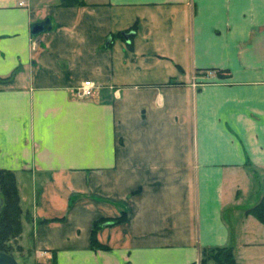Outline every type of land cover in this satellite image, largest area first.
Instances as JSON below:
<instances>
[{
    "label": "crops",
    "instance_id": "crops-1",
    "mask_svg": "<svg viewBox=\"0 0 264 264\" xmlns=\"http://www.w3.org/2000/svg\"><path fill=\"white\" fill-rule=\"evenodd\" d=\"M10 77L0 168L38 264H264V0H0Z\"/></svg>",
    "mask_w": 264,
    "mask_h": 264
},
{
    "label": "trees",
    "instance_id": "trees-1",
    "mask_svg": "<svg viewBox=\"0 0 264 264\" xmlns=\"http://www.w3.org/2000/svg\"><path fill=\"white\" fill-rule=\"evenodd\" d=\"M67 3H77L80 0H63ZM12 78H0V89L10 85ZM0 194L3 200L2 211L0 215V251L13 255V246L10 241L21 236L22 209L20 205V196L17 187L16 176L12 171L0 168ZM248 214L255 216L264 225V183L263 195L260 202ZM126 221V213L123 212L116 219H99L93 223L91 231V248L94 250H106L97 240V233L104 225H116ZM55 256V252H53ZM237 264L232 248H212L203 252L201 264ZM54 264V261L51 263Z\"/></svg>",
    "mask_w": 264,
    "mask_h": 264
},
{
    "label": "rangeland",
    "instance_id": "rangeland-1",
    "mask_svg": "<svg viewBox=\"0 0 264 264\" xmlns=\"http://www.w3.org/2000/svg\"><path fill=\"white\" fill-rule=\"evenodd\" d=\"M95 91V89H94ZM94 95V92H93ZM93 95L91 97H93ZM7 170V169H4ZM10 171V170H9ZM21 237V236H20ZM12 239L10 241L13 246V256L16 258L19 264H38L36 256L33 255V249L30 247V243H25L22 238ZM53 262V260H52ZM210 263L214 264L210 261Z\"/></svg>",
    "mask_w": 264,
    "mask_h": 264
},
{
    "label": "water",
    "instance_id": "water-1",
    "mask_svg": "<svg viewBox=\"0 0 264 264\" xmlns=\"http://www.w3.org/2000/svg\"><path fill=\"white\" fill-rule=\"evenodd\" d=\"M46 29L47 28L45 24H36L32 28V35H38L44 32ZM133 35H134L133 33H129L126 34L124 37L126 41H129ZM2 206H3V200L0 194V215L2 211ZM0 264H19V263L13 255L0 251Z\"/></svg>",
    "mask_w": 264,
    "mask_h": 264
},
{
    "label": "built area",
    "instance_id": "built-area-1",
    "mask_svg": "<svg viewBox=\"0 0 264 264\" xmlns=\"http://www.w3.org/2000/svg\"><path fill=\"white\" fill-rule=\"evenodd\" d=\"M95 84L90 81L83 82L77 89V95L80 98H90L93 95Z\"/></svg>",
    "mask_w": 264,
    "mask_h": 264
}]
</instances>
